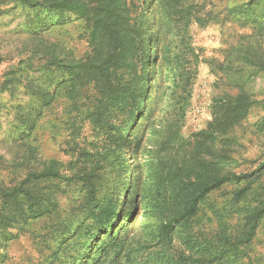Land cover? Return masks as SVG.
<instances>
[{
  "label": "trees",
  "instance_id": "16d2710c",
  "mask_svg": "<svg viewBox=\"0 0 264 264\" xmlns=\"http://www.w3.org/2000/svg\"><path fill=\"white\" fill-rule=\"evenodd\" d=\"M3 3L29 9L26 19L32 15L27 26L18 27L17 41L20 40V49L28 51V56L8 73H19L18 79L22 71L33 65V59L42 61L37 69L39 74H26L22 81L32 100L24 109L19 108L15 118L23 126L22 130L20 125L16 126L20 129L19 137L36 131L49 112L53 132L61 133L52 139L68 158L63 161L54 156L44 157L38 142L29 146L32 164L25 179L0 186V230L8 231L30 220H46L49 226L37 237L43 236L54 244L38 250L41 254L46 249L50 251L48 264H118L117 255L121 256L119 264H140L133 261L128 247L117 246L114 250L117 237L111 232L121 217L118 208L122 197L118 199L121 195L126 199L129 194L125 179L130 170L125 153L132 159L134 149L138 150L134 133L147 119V86L159 60L168 66L174 64V69L177 64L179 68L176 55L166 63V43L161 38L172 32L182 38L181 29L192 21L201 23L202 16L192 9L191 0H3ZM251 4L252 0L235 2L227 6V14L245 21L250 16ZM152 6L155 13L149 19L146 11ZM77 23L84 27L87 47L83 53L78 54L71 45L39 36ZM245 50L246 56L254 57V65L264 68V58L258 49L250 46ZM147 67H156L153 74L146 72ZM178 75L177 82L171 78L167 103L173 109L175 121L179 113L173 108L174 93L183 82L182 73ZM9 80L0 84L1 91L12 93L14 86ZM181 90L188 97V89ZM237 100L241 105L245 95H239ZM170 115L166 110L161 125L163 139L167 143L174 141L179 154L170 159L171 167L166 166V183L160 182L162 190L157 186L138 191L136 186L134 195L137 200L142 196L143 202L125 204L128 221L140 211L166 212L148 240L150 246L143 244V253L153 244H161L178 223L192 217L206 193L242 177L219 175L217 166L196 164L201 159L191 153V141L184 140L180 125L167 118ZM163 196L165 201L161 200ZM4 236L6 240L16 237L8 233ZM68 243L75 249L73 258H67L64 252ZM142 264H193V261L161 251L144 258Z\"/></svg>",
  "mask_w": 264,
  "mask_h": 264
},
{
  "label": "rangeland",
  "instance_id": "374dc122",
  "mask_svg": "<svg viewBox=\"0 0 264 264\" xmlns=\"http://www.w3.org/2000/svg\"><path fill=\"white\" fill-rule=\"evenodd\" d=\"M239 1L248 0H191L192 9L202 16L201 23L192 21L182 28V38L173 32L167 37L160 33L166 43V63L176 55L179 68L176 64L174 69V64L168 66L161 59L154 74L156 67L146 68L147 73L153 74L147 86V119L132 137L139 143L133 158L125 153L130 170L125 179L129 194L126 199L122 195L118 199L122 197L118 208L121 217L111 231L117 237L116 247H128L135 263L142 264L144 258L167 251L187 257L193 264H264V68L254 65V57L246 56L244 51L245 47L253 46L264 58V0H252L250 16L245 21L232 18L226 11L227 6ZM30 12L0 0V84L8 78L14 86L12 93L1 91L0 87V186L3 187L20 183L27 176L32 164L30 145L40 143L44 157L54 156L63 161L68 158L52 139L61 133L53 132L49 112L36 131L19 137L23 126L15 118L19 108L24 109L32 100L22 81L26 74L37 76L42 61L33 59V65L22 71L18 79L19 73L8 72L28 56V51L20 49L17 39L19 28L27 26L32 16L26 19V13ZM154 13L152 6L146 11L147 18ZM83 29L77 23L39 36L76 47L80 54L87 47ZM178 73H182L183 82L174 93L173 108L179 113L175 121L173 109L167 103L171 78L177 82ZM182 88L188 89V97ZM242 94L246 100L238 105L237 98ZM166 110L171 114L167 118L180 125L184 140L191 141V153L201 159L196 164L217 166L219 175L242 177L226 181L206 193L198 201L192 217L178 223L168 238L143 253V244L150 246L148 240L166 212L144 214L140 211L128 221L125 204L143 202L142 196L137 200L134 195L136 186L138 191L157 186L162 190L159 184L166 183V166L171 167L170 159L179 154L174 141L167 143L163 139L161 125ZM161 200L165 201V197ZM45 226L49 223L39 219L20 223L8 231L0 230V264H37L38 259L39 264H48L50 251L46 249L43 254L38 251L54 245L43 236L37 237L39 232L46 231ZM250 230L253 231L249 236ZM7 233L16 237L6 240ZM64 252L67 258H73L75 249L68 243ZM116 257L115 263L119 264L121 256Z\"/></svg>",
  "mask_w": 264,
  "mask_h": 264
}]
</instances>
